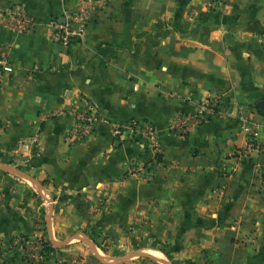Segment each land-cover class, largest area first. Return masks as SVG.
Instances as JSON below:
<instances>
[{"label":"crops","instance_id":"obj_1","mask_svg":"<svg viewBox=\"0 0 264 264\" xmlns=\"http://www.w3.org/2000/svg\"><path fill=\"white\" fill-rule=\"evenodd\" d=\"M93 1L0 0V249L40 233L49 195L43 235L57 248L43 264H141L140 252L264 264V0H107L81 38L51 40L50 20ZM17 12L30 33L13 31ZM213 97L218 112L196 123ZM82 99L102 120L71 141ZM183 116L188 129L171 131ZM246 118L259 149L245 148ZM130 119L154 125L158 159L115 140ZM0 264L28 263L12 251Z\"/></svg>","mask_w":264,"mask_h":264},{"label":"built area","instance_id":"obj_2","mask_svg":"<svg viewBox=\"0 0 264 264\" xmlns=\"http://www.w3.org/2000/svg\"><path fill=\"white\" fill-rule=\"evenodd\" d=\"M209 8H217L226 5L229 0H205ZM107 5V0H96L91 3L80 4L74 11H72L68 18L70 22L62 23L57 19H52L47 24V29L51 40L61 45H69L78 38H81L85 33L89 23L94 20L96 14L99 13L103 7ZM12 23L13 31L17 33H30L35 25V21L23 12L14 14L10 21ZM3 71H11L12 67L8 63L2 66ZM220 105L218 97H213L202 103L200 110L194 116L196 123L204 121L207 117L218 112L217 107ZM71 114L75 118V123L69 127L66 133V138L72 140L83 139L84 137L93 133L95 124L102 120L101 113L97 106L87 99H82V106L72 108ZM190 124V117L183 116L179 119L173 120L169 124L171 131L184 132L188 129ZM259 124L250 118H246L242 129L246 135L247 142L245 148L259 149ZM112 133L117 141L129 139L130 141L142 142L145 150L152 158L158 159L160 154L159 139L156 128L152 123L146 120L130 119L125 124H114L112 126ZM54 200L51 196L45 195L43 197V206L46 208L41 211L40 215L35 216L34 222L37 230L40 231L33 238L23 239L15 238L9 245V250H2L1 257L6 258L10 252L16 250L20 252L23 259L28 264H43L45 256L41 251L43 250L42 242L45 241L43 231L46 217L51 213ZM44 251V250H43Z\"/></svg>","mask_w":264,"mask_h":264},{"label":"trees","instance_id":"obj_3","mask_svg":"<svg viewBox=\"0 0 264 264\" xmlns=\"http://www.w3.org/2000/svg\"><path fill=\"white\" fill-rule=\"evenodd\" d=\"M220 106V105H219ZM219 107H217L218 109ZM35 219V217H34ZM43 223L45 224V219L43 220ZM45 233V231H44ZM43 233V234H44ZM15 238H23V239H29V237L25 234H18L17 236H14L11 238L10 240V244L14 241ZM42 245H43V250L41 251L45 256H48L50 254H53L55 249L57 248L53 243H51L49 240H45L42 242ZM14 254H17V251L16 250H13ZM2 254V249H0V256Z\"/></svg>","mask_w":264,"mask_h":264},{"label":"rangeland","instance_id":"obj_4","mask_svg":"<svg viewBox=\"0 0 264 264\" xmlns=\"http://www.w3.org/2000/svg\"><path fill=\"white\" fill-rule=\"evenodd\" d=\"M149 253L156 255L158 258L160 257V260L162 263H159L158 261H155L154 259H150L147 256L141 255V257H140L141 258V260H140L141 264H173L168 259L164 260L163 256H161L160 254H157L155 252H149Z\"/></svg>","mask_w":264,"mask_h":264},{"label":"water","instance_id":"obj_5","mask_svg":"<svg viewBox=\"0 0 264 264\" xmlns=\"http://www.w3.org/2000/svg\"><path fill=\"white\" fill-rule=\"evenodd\" d=\"M257 106L261 109H264V99H261L258 103ZM138 255H144L149 257L150 259H154L155 261H158L159 263H162L161 260L157 259V257H155L154 255L150 254V253H145V252H140L137 253Z\"/></svg>","mask_w":264,"mask_h":264},{"label":"bare ground","instance_id":"obj_6","mask_svg":"<svg viewBox=\"0 0 264 264\" xmlns=\"http://www.w3.org/2000/svg\"><path fill=\"white\" fill-rule=\"evenodd\" d=\"M159 259H160V257H159Z\"/></svg>","mask_w":264,"mask_h":264}]
</instances>
